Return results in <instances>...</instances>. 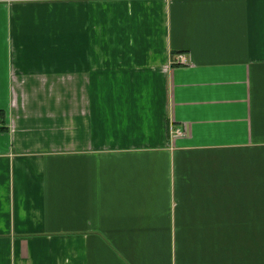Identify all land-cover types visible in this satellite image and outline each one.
<instances>
[{
    "label": "crops",
    "instance_id": "crops-1",
    "mask_svg": "<svg viewBox=\"0 0 264 264\" xmlns=\"http://www.w3.org/2000/svg\"><path fill=\"white\" fill-rule=\"evenodd\" d=\"M0 264H264V0H0Z\"/></svg>",
    "mask_w": 264,
    "mask_h": 264
},
{
    "label": "built area",
    "instance_id": "built-area-1",
    "mask_svg": "<svg viewBox=\"0 0 264 264\" xmlns=\"http://www.w3.org/2000/svg\"><path fill=\"white\" fill-rule=\"evenodd\" d=\"M173 62L177 63V64H182V65H185V64L188 63L187 57L183 53H180V54L176 55ZM171 133L174 134V135H184V132L180 128H174L171 131Z\"/></svg>",
    "mask_w": 264,
    "mask_h": 264
}]
</instances>
